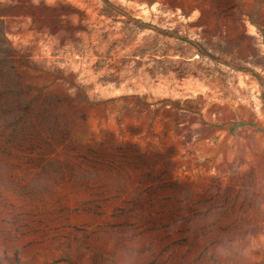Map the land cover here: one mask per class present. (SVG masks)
<instances>
[{
  "label": "rangeland",
  "instance_id": "obj_1",
  "mask_svg": "<svg viewBox=\"0 0 264 264\" xmlns=\"http://www.w3.org/2000/svg\"><path fill=\"white\" fill-rule=\"evenodd\" d=\"M0 264H264V0H0Z\"/></svg>",
  "mask_w": 264,
  "mask_h": 264
}]
</instances>
